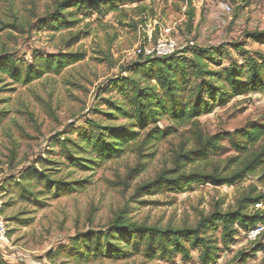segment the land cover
<instances>
[{
    "label": "rangeland",
    "instance_id": "rangeland-1",
    "mask_svg": "<svg viewBox=\"0 0 264 264\" xmlns=\"http://www.w3.org/2000/svg\"><path fill=\"white\" fill-rule=\"evenodd\" d=\"M58 1L0 3V20L4 22L0 23V52L12 53L19 62H31L36 54H86L60 74L48 73L26 85L0 74V218L7 230L0 250L5 260L12 264H201L199 250H191L190 258L178 254L172 259H151L139 252L91 261H82L70 251L75 236L88 230H106L119 214L132 222L162 227L195 225L202 215L233 208L246 190L264 194L259 172L233 186L203 183L180 193L137 196L139 183L154 178L164 167H173L175 153L193 146L187 127L180 126L173 135L148 145L144 171L129 187L120 185L119 176L139 160L136 150L82 168L70 162L60 141L69 136L77 138V128L91 130L88 119L102 121L96 108L106 106L99 105L97 94L122 74L123 66L140 59L134 51L145 36L152 33L153 40L160 36L156 23L174 27L172 35L177 38L224 47L225 55L216 56L223 66L242 61L241 50L234 46L237 42L245 43L251 52L264 53V44L250 37L253 32L264 31V0H229L233 6L230 14L214 7L210 0L120 1L116 10L107 6L104 10L89 9L77 13L80 21L74 27L55 29L51 20ZM191 8L195 10L192 21ZM209 67L217 69L215 62ZM102 94L105 98L118 96L116 92ZM263 116L264 93H260L232 98L227 105L204 115L202 122L208 133L215 134L250 120H262ZM167 125L168 121L160 123L161 127ZM231 154L234 151L227 144L222 158ZM34 168L55 180H82L84 187L56 194L48 190L43 179L23 178ZM260 204L255 208L264 211V201ZM20 219L32 221L22 225ZM255 241L241 233L212 264H243L240 252L254 254L246 264L263 263L264 250L254 251Z\"/></svg>",
    "mask_w": 264,
    "mask_h": 264
},
{
    "label": "trees",
    "instance_id": "trees-1",
    "mask_svg": "<svg viewBox=\"0 0 264 264\" xmlns=\"http://www.w3.org/2000/svg\"><path fill=\"white\" fill-rule=\"evenodd\" d=\"M4 1L7 0L0 3ZM120 1L135 2L60 0L51 24L55 29L72 28L80 21L77 13L95 8L104 10L106 6L116 10V3ZM194 16L195 10L191 8L190 21ZM0 23L4 22L0 20ZM250 37L264 44V31L253 32ZM234 46L241 50L242 61H232L228 66H223L216 58L225 55L224 47L200 44L167 57L140 56L139 60L123 66L122 74L111 79L97 94L99 105L106 106L96 108L102 121L88 119L91 130L77 128L76 132L80 133L77 138H63L60 141L63 152L73 165L88 168L91 164L120 158L128 150H136L139 160L119 176L120 185L129 187L144 171L148 145L173 135L184 126L191 134L193 146L175 153L173 167H164L154 178L139 183L135 195L180 193L203 183L233 186L258 172L264 179V116L262 120H250L239 128L219 130L215 134L208 133L202 122L204 115L227 105L232 98L264 93V53L251 52L242 42ZM85 55L81 51L36 54L31 62H19L12 53L0 52V74L26 85L48 73L60 74ZM210 62H215L217 69H211ZM111 92L118 96H102ZM2 117L0 114V121ZM164 121L169 125L161 127ZM227 144L234 154L222 158ZM196 163L197 166L187 169ZM31 176L45 180L48 190L56 194L72 193L84 187L82 180H55L35 168L23 178ZM262 201L264 194L246 190L233 208L214 210L202 215L195 225L181 227L132 222L119 214L106 230H88L75 236L70 252L82 261H91L104 257L125 258L139 252L151 259H172L178 254L190 258L191 250H199L201 264L216 263L221 252L230 249L236 236L264 224V211L255 208ZM251 208L255 210L252 212ZM19 221L28 225L32 220ZM218 231L221 232L219 238ZM262 238L264 230L255 241L254 251L264 250ZM251 255L254 254L240 252L243 264ZM0 264H12L5 260L1 250Z\"/></svg>",
    "mask_w": 264,
    "mask_h": 264
},
{
    "label": "built area",
    "instance_id": "built-area-1",
    "mask_svg": "<svg viewBox=\"0 0 264 264\" xmlns=\"http://www.w3.org/2000/svg\"><path fill=\"white\" fill-rule=\"evenodd\" d=\"M214 7L222 10L223 12L230 14L233 12V6L229 0H210ZM159 25L160 36L153 40V34L144 37L139 46H136L134 54L138 57H167L174 54L177 51L184 50L189 46L196 45L197 43L191 39H181L172 35L174 27ZM260 203L256 206L259 207ZM264 230V224L259 225L256 228L249 230L246 234H249L250 238L257 239L261 231ZM6 222L3 218H0V246L6 240Z\"/></svg>",
    "mask_w": 264,
    "mask_h": 264
}]
</instances>
